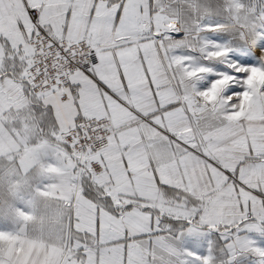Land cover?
<instances>
[{"label": "snow or ice", "instance_id": "1", "mask_svg": "<svg viewBox=\"0 0 264 264\" xmlns=\"http://www.w3.org/2000/svg\"><path fill=\"white\" fill-rule=\"evenodd\" d=\"M0 264H264V0H0Z\"/></svg>", "mask_w": 264, "mask_h": 264}]
</instances>
